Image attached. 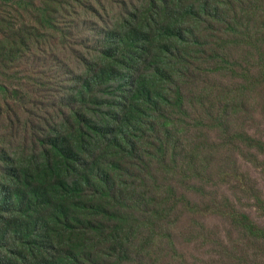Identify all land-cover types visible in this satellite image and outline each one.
Masks as SVG:
<instances>
[{
    "label": "trees",
    "instance_id": "obj_1",
    "mask_svg": "<svg viewBox=\"0 0 264 264\" xmlns=\"http://www.w3.org/2000/svg\"><path fill=\"white\" fill-rule=\"evenodd\" d=\"M21 1L29 23L0 16V264H153L192 196L232 211L192 179L264 155L229 123L264 98V0ZM195 128L218 143L184 147Z\"/></svg>",
    "mask_w": 264,
    "mask_h": 264
},
{
    "label": "rangeland",
    "instance_id": "obj_2",
    "mask_svg": "<svg viewBox=\"0 0 264 264\" xmlns=\"http://www.w3.org/2000/svg\"><path fill=\"white\" fill-rule=\"evenodd\" d=\"M30 9L33 8L27 7L21 0H0V16L7 14L12 26L16 24L12 20L15 17L20 22L16 25V29L20 28L22 22L29 23L32 20ZM2 30L3 28L0 26V32ZM260 38L264 39V34ZM57 50L58 48L55 47L53 56L60 54ZM53 56H46L45 60L39 64L47 63ZM35 61L36 57L32 59V63L34 64ZM31 67V65L26 67L18 63L15 64L13 69H22V72L16 74L11 80L5 79V82H13L15 85L26 84V76L23 75V72L29 71ZM263 100L264 98H260L256 104L247 105L246 110L234 113L232 117H236L239 122L237 123L235 119L229 117L230 125L234 127L237 125L238 129H243L249 136L264 141ZM207 132L209 136L195 128L188 133V143L184 147L195 148L200 154L213 148L218 143V131L210 129ZM205 140L206 144L202 146L201 143ZM241 141H244L243 137ZM219 154L225 155V152ZM233 157L236 160L233 179L223 177L219 182L215 181L218 172L224 171L219 163L213 165V180L215 182L208 180L207 183L192 179L196 184L204 185L207 191L206 195L210 194L213 195V198H221L226 201L232 211L225 208L211 211L206 207L207 199L199 200L192 196V201L202 204L199 209H203V212H175L171 221L168 220L169 224L166 221L162 223L160 232L163 233V241L158 239L154 242L149 252L153 264H264V236L255 237L252 235L254 229L264 230V161H262L264 155L260 154L256 160L249 154L241 156L235 152ZM216 159H220V157ZM168 178V172H162L160 180ZM239 178L243 183L247 182L248 187L243 189L240 186L243 183L239 182ZM186 190L183 185L178 186L179 193H186ZM223 195L228 199H223ZM204 202L206 203L204 204ZM176 207L177 205H175ZM224 210L232 213L231 220L221 215ZM166 230L168 231L166 232Z\"/></svg>",
    "mask_w": 264,
    "mask_h": 264
}]
</instances>
